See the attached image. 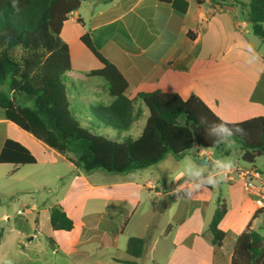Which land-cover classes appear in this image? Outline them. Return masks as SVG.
<instances>
[{"label":"crops","instance_id":"crops-1","mask_svg":"<svg viewBox=\"0 0 264 264\" xmlns=\"http://www.w3.org/2000/svg\"><path fill=\"white\" fill-rule=\"evenodd\" d=\"M96 1H83L61 30L72 57L70 79L99 85L79 91L86 112L94 116L91 107L113 101L106 83L88 76L90 71L103 67L81 40L89 35L96 50L127 80L129 99L155 91L175 93L184 100L196 95L221 120L237 123L264 117V52L255 43L258 39L252 33L246 11L235 3L247 0H187L184 15L159 0H103L101 5ZM142 120L136 131L137 122L126 131L139 136L145 116ZM125 132L124 136L130 135ZM4 137L27 147L37 163L23 166L15 174L11 165L0 164L5 166L0 167L5 170L0 181L22 176L24 183L39 184L48 182L39 179L51 177L61 184V194L50 207L28 216L19 225L21 230L15 232V236L28 233L32 245L31 222L38 226L46 220L50 223L51 208L61 206L73 220L74 228H50L52 252L60 255L59 262L231 264L237 239L248 227L264 234V214L240 181L206 187L190 198L177 199L170 194L177 186L170 179L178 177L193 159L199 163L207 158V168L212 159L232 156L235 163L257 168L256 163L242 161L234 144L205 149L198 157L192 152L179 158L169 154L161 162L140 170L85 173L7 120L0 110V146ZM178 183L184 184V180ZM218 209L224 210L218 225L224 233L220 246L212 243L209 230ZM9 232L10 229L2 228L1 244L8 242ZM132 237L145 240L140 258H133L127 251Z\"/></svg>","mask_w":264,"mask_h":264},{"label":"trees","instance_id":"trees-1","mask_svg":"<svg viewBox=\"0 0 264 264\" xmlns=\"http://www.w3.org/2000/svg\"><path fill=\"white\" fill-rule=\"evenodd\" d=\"M85 0H19L21 11L12 8V0H0V110L5 118L73 162L85 173L96 170L124 173L161 162L169 154L184 156L196 144L205 149L236 145L243 162L255 164L264 157V117H254L238 124L246 135L231 143L212 144L201 117L219 123L221 119L198 96L187 100L175 93L160 91L140 93L134 99L126 95L128 82L119 69L98 52L89 37L82 42L101 62V69L89 77L102 78L113 101L91 112L103 120L108 130L98 133L82 126L71 116L67 83L72 71L70 47L61 37L69 16ZM184 15L187 0H159ZM246 11L253 34L264 42V0L236 1ZM139 103V106H138ZM146 109H144V107ZM145 116L139 136H124L127 128ZM100 127V126H99ZM32 152L18 141L4 137L0 146V164L13 167L35 165ZM224 210L218 209L209 226L211 241L220 246L224 233L218 228ZM50 228L71 231L73 220L61 206L50 210ZM54 246L52 238H48ZM145 240L132 237L127 251L140 258ZM231 264H264V234L247 228L237 239Z\"/></svg>","mask_w":264,"mask_h":264},{"label":"rangeland","instance_id":"rangeland-1","mask_svg":"<svg viewBox=\"0 0 264 264\" xmlns=\"http://www.w3.org/2000/svg\"><path fill=\"white\" fill-rule=\"evenodd\" d=\"M97 4H103V0H98ZM258 40H255V43L264 52V44H259V41L261 40ZM92 78L105 83L100 77ZM96 84L97 83L95 82H80L78 80L72 81V79H70L69 83H67L68 98L72 108H75V110H72L71 112L72 118L82 126H91L96 132L104 134L108 128L105 126L103 120L86 112L82 107L83 103L78 96L80 89L89 90V88L92 87L96 89V87L99 86ZM99 90L102 91V96L106 97L104 89L99 87ZM84 104L88 105L85 101ZM96 107L97 105L94 106V108ZM144 109L146 108L144 107ZM142 121L143 120L141 119L137 122L134 131L141 127ZM128 133L130 134V137L135 138L134 136L136 135H133L132 130L125 132V134ZM190 152L191 151L187 153ZM256 166L264 175V157L257 160ZM3 171L5 170L1 169L0 174ZM40 172L41 171H38V173ZM21 177L22 176H18L11 180L0 181V231L2 228H5V230L10 229V232L6 235L8 242L2 241V244L0 243V264H8L9 261L11 264H69L68 262H59L60 255L53 254L52 252L51 245L48 241L49 233L51 231L48 220L43 223V226H38V224L34 225V223L31 222L32 230H30V234L34 239L32 245L28 242V233L23 232L21 236H15V232L21 230L19 225H22L23 221L28 219L25 216L17 214L19 209L29 208L37 213L49 208L50 204H52L61 194V184H56L51 177L39 179V181H48L44 183L40 182L39 184L24 183L21 181ZM36 215H38V213ZM6 216L7 218L5 219L4 217ZM1 240L2 236L0 235V242Z\"/></svg>","mask_w":264,"mask_h":264},{"label":"clouds","instance_id":"clouds-1","mask_svg":"<svg viewBox=\"0 0 264 264\" xmlns=\"http://www.w3.org/2000/svg\"><path fill=\"white\" fill-rule=\"evenodd\" d=\"M13 10L19 14L21 11L19 7V0H12ZM230 121L221 120L217 122H209L206 117H201V124L206 129L207 137L212 138V144L231 143L234 137H243L246 135L245 129L238 124H233ZM205 148L194 144L190 151L194 157L200 156ZM208 159H201L199 163L193 159L187 163L178 177L171 178L170 183H176L177 186L170 191L171 195H175L177 199L190 198L199 193L206 187H217L224 182L228 175L234 170L235 162L232 156H224L217 159H212L210 166L205 168L208 164ZM179 180H184V184H179ZM8 264H11L9 261Z\"/></svg>","mask_w":264,"mask_h":264},{"label":"built area","instance_id":"built-area-1","mask_svg":"<svg viewBox=\"0 0 264 264\" xmlns=\"http://www.w3.org/2000/svg\"><path fill=\"white\" fill-rule=\"evenodd\" d=\"M226 182L240 181L246 193L254 197L255 205L264 214V175L256 167H246L242 163H235L234 170L228 175ZM34 212L29 208H21L17 214L28 217Z\"/></svg>","mask_w":264,"mask_h":264}]
</instances>
